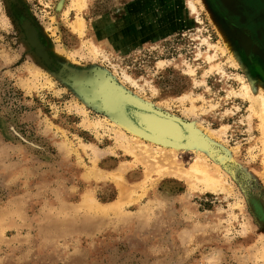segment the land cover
Masks as SVG:
<instances>
[{"label": "rangeland", "instance_id": "1", "mask_svg": "<svg viewBox=\"0 0 264 264\" xmlns=\"http://www.w3.org/2000/svg\"><path fill=\"white\" fill-rule=\"evenodd\" d=\"M212 3L0 0V264H264L251 110L264 97V55L252 77ZM25 20L88 88L114 84L190 125L118 96L121 113L163 119L186 138L199 130L213 150L183 143L171 155L159 150L171 149L165 138L123 127L36 57ZM197 160L216 189L191 174Z\"/></svg>", "mask_w": 264, "mask_h": 264}, {"label": "water", "instance_id": "2", "mask_svg": "<svg viewBox=\"0 0 264 264\" xmlns=\"http://www.w3.org/2000/svg\"><path fill=\"white\" fill-rule=\"evenodd\" d=\"M60 4L58 8H60ZM22 27L24 30L26 41L28 45L30 46V48L33 49L36 57L44 65L49 67V69H51V71L54 74H56L61 79H64L65 81H67L77 91H79L80 93H83L84 95H86V97L90 98L92 102L96 104L100 103V107L104 109L111 116L112 119L120 123L126 129H129L130 131L140 134L142 135V137L146 139L155 141L156 138L158 139L165 138L162 140L167 139L169 140L168 142H171V141L177 142L175 139L166 138L167 136L166 137L159 136V134H157L153 129H151L152 127H150L149 118L147 116L146 117L143 116V119L138 120L135 117H130L128 115H125L123 112L121 113V110L118 108L119 104L116 101V97L121 96L122 98L126 99L127 102L133 103L134 106L138 108L144 107L146 109H149L148 107L150 106L148 104L146 105L144 102L129 95L124 90L120 89L119 87L111 83L103 82L102 85L94 84L92 85V87L88 88V86L92 84L89 79H85V77H77L75 75L68 73L64 68H61V69L58 68V66L51 59L47 48L40 41L38 31L36 30L34 25L29 20L23 21ZM99 76L102 78L104 77L101 74ZM97 100H99L100 102H97ZM150 108H151L150 110L153 113L159 114L162 117H166L170 121L176 120L182 126L190 125L189 123L184 122L183 120L177 117H174L172 115H169L167 113H164L160 110H157L154 107H150ZM202 141L203 143H199V144L203 146V149H207L210 151L213 150V147L210 145V143L207 140L202 138ZM184 142L185 141L181 142V144H183ZM185 144L187 145L188 143H185Z\"/></svg>", "mask_w": 264, "mask_h": 264}, {"label": "flooded vegetation", "instance_id": "3", "mask_svg": "<svg viewBox=\"0 0 264 264\" xmlns=\"http://www.w3.org/2000/svg\"><path fill=\"white\" fill-rule=\"evenodd\" d=\"M212 4L223 26L230 30L237 52L249 74L252 77L260 76L257 70L263 66L260 55H264V0H213ZM241 37L247 43L246 49L242 50ZM262 77L264 79V74Z\"/></svg>", "mask_w": 264, "mask_h": 264}, {"label": "bare ground", "instance_id": "4", "mask_svg": "<svg viewBox=\"0 0 264 264\" xmlns=\"http://www.w3.org/2000/svg\"><path fill=\"white\" fill-rule=\"evenodd\" d=\"M76 25H77L76 27H77V29L79 31H81V29H83V24L81 23V21H77ZM242 37L240 38V41L242 40ZM245 38H246V36H245ZM246 44L247 43H245V45ZM246 91H247V94L250 96V99H252L251 98V94H250L251 91H253L252 87L249 88L248 86H246ZM256 97L258 98V100L253 102V104L251 106V110H252V115L257 116L259 118L258 120L260 121V124H259L260 125V131H261V133H260L261 134V138L260 139H261V145H262L261 148H262L263 159H264V97L261 94H257ZM149 124H150V127H152L151 129H153L157 134H159V136L169 135V136L172 137L170 139H175L177 141V142H172V141L168 142L169 140L166 139L165 142H163V143L170 145L171 149H167L168 146L166 145L167 147H165V148H159V150L161 149L162 152H166L167 151V153H170L171 155L174 154L176 151H178L177 147H179L181 145V143H180L181 140L185 141L184 143H188L187 145L193 147L194 149H196V148H201L202 149L203 148V146L201 144H199V143H203L202 138L200 137L201 135H200V131L199 130L190 129L192 137L186 138L185 135L183 134V132H181L177 126H175L172 123H167L165 121L159 120L157 117H151L150 116L149 117ZM118 135H119L120 139L123 138V136H122L123 134L122 133L119 132ZM156 140L158 142L159 139H156ZM135 141L138 144L144 145L143 147H140L141 151L146 150L147 147L148 148L151 147L150 145H148L147 143H145L144 141H142L138 137H137V139ZM159 141H161V140H159ZM194 173L204 183V188L205 189L206 188L207 189H212V190L216 189L217 184L220 183V181L215 179V177L210 173L207 164L204 163V162H201L199 160H197L195 162V164L193 165V171H192L191 174H194ZM199 173L201 175L202 174L203 175L201 176V175H199Z\"/></svg>", "mask_w": 264, "mask_h": 264}]
</instances>
